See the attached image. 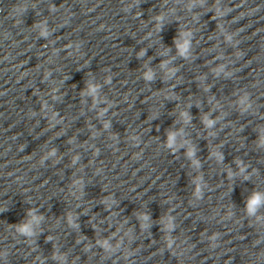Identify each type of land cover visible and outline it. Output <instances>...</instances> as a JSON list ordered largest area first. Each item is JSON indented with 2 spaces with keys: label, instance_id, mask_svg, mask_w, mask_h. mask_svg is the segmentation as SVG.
<instances>
[{
  "label": "clouds",
  "instance_id": "9594fccd",
  "mask_svg": "<svg viewBox=\"0 0 264 264\" xmlns=\"http://www.w3.org/2000/svg\"><path fill=\"white\" fill-rule=\"evenodd\" d=\"M264 199V196H261L260 194H256L254 193L253 194V198H251V203L250 205L248 206L249 207V211H252L253 210V206L257 205L258 203H260V201ZM24 232H27L28 230L27 229H24L23 230Z\"/></svg>",
  "mask_w": 264,
  "mask_h": 264
}]
</instances>
